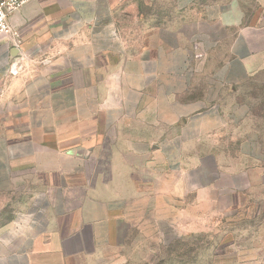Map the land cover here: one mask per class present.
<instances>
[{
    "label": "crops",
    "instance_id": "obj_1",
    "mask_svg": "<svg viewBox=\"0 0 264 264\" xmlns=\"http://www.w3.org/2000/svg\"><path fill=\"white\" fill-rule=\"evenodd\" d=\"M133 2L177 16L131 42L117 11ZM253 5L31 0L10 14L0 189L30 199L0 227V264H146L166 221L208 235L216 211L264 204V140L241 96L264 81V0ZM218 196L232 204L215 210Z\"/></svg>",
    "mask_w": 264,
    "mask_h": 264
},
{
    "label": "rangeland",
    "instance_id": "obj_2",
    "mask_svg": "<svg viewBox=\"0 0 264 264\" xmlns=\"http://www.w3.org/2000/svg\"><path fill=\"white\" fill-rule=\"evenodd\" d=\"M253 1L241 0L247 10L253 9ZM139 12L143 13V20L139 18ZM173 15L177 16V13L168 2L153 6H143L138 2L126 3L117 11V25L124 37L136 42L142 37V28L145 30L159 23L170 24ZM185 26L189 27L188 24ZM202 27L206 25L202 24ZM241 96L249 104L251 118L260 127L264 140V81L261 77L257 76L244 84ZM27 188L0 189V227L14 217L29 213L17 210L29 202L30 196L22 192ZM217 198L214 201L215 210L232 204L231 197ZM236 208L234 205L225 211H216L214 225L208 235H190L186 229L181 227L177 230L171 225L172 222L166 221L164 238L159 244L156 241L151 244L155 246V251L146 260V264H264V204L261 196L252 195L241 214L237 213ZM221 215H226L229 220L226 221ZM142 251L144 255V249ZM133 262L144 264L145 260Z\"/></svg>",
    "mask_w": 264,
    "mask_h": 264
},
{
    "label": "built area",
    "instance_id": "obj_3",
    "mask_svg": "<svg viewBox=\"0 0 264 264\" xmlns=\"http://www.w3.org/2000/svg\"><path fill=\"white\" fill-rule=\"evenodd\" d=\"M31 0H0V37L10 33L8 18L12 12ZM10 72L16 74L17 70L11 68Z\"/></svg>",
    "mask_w": 264,
    "mask_h": 264
}]
</instances>
